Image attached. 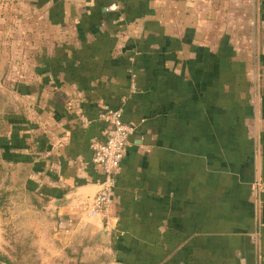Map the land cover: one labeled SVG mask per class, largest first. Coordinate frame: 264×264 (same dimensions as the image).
I'll return each mask as SVG.
<instances>
[{"label": "crops", "instance_id": "0c3cea01", "mask_svg": "<svg viewBox=\"0 0 264 264\" xmlns=\"http://www.w3.org/2000/svg\"><path fill=\"white\" fill-rule=\"evenodd\" d=\"M33 1L25 55L0 41V249L16 233L78 264H264V0ZM104 106L134 131L88 216Z\"/></svg>", "mask_w": 264, "mask_h": 264}, {"label": "rangeland", "instance_id": "374dc122", "mask_svg": "<svg viewBox=\"0 0 264 264\" xmlns=\"http://www.w3.org/2000/svg\"><path fill=\"white\" fill-rule=\"evenodd\" d=\"M31 1L0 0V41L1 39H5V42H12L15 40V43L18 44V50L21 51L20 56H24L25 52L28 51L30 39L31 41H33V39H37L31 34L30 29L38 27L41 24V19L34 17V7L32 6L34 1ZM42 4L44 7V1L39 2L38 5ZM1 45L2 44H0V47H3ZM13 49L14 48L11 46V52L10 50L8 51L10 56L12 51H15ZM6 52L7 51H5L4 48H0V59L5 56ZM2 63L3 59L0 61V77L3 73ZM1 84L2 82H0V88ZM1 100L2 99L0 96V102ZM10 235V240L13 241L14 238L20 241L17 244V248H13L14 246H12L9 249H5L2 246V249H0V254L5 255L9 261L15 264H78V262L76 263L75 259L67 257L66 255L63 256L59 251L58 253H55L52 258L41 257L39 254L40 252L34 250V246L29 241L27 235L23 237L16 233L9 234V236ZM41 254L44 253L42 252ZM4 260L7 262L6 259ZM84 260L87 261V257H85ZM85 263L86 262H84V264Z\"/></svg>", "mask_w": 264, "mask_h": 264}, {"label": "built area", "instance_id": "2783aa9c", "mask_svg": "<svg viewBox=\"0 0 264 264\" xmlns=\"http://www.w3.org/2000/svg\"><path fill=\"white\" fill-rule=\"evenodd\" d=\"M77 115L82 125L86 126L87 117L82 112ZM99 118L106 127L104 139L92 144V162L101 171L103 178L97 192L90 200L87 208L88 216L105 214L110 209L114 201L116 173L124 158L128 138L134 131V126L123 120L121 108L111 109L104 106L99 113ZM254 189L259 194L264 193V180L255 181Z\"/></svg>", "mask_w": 264, "mask_h": 264}, {"label": "water", "instance_id": "95a60500", "mask_svg": "<svg viewBox=\"0 0 264 264\" xmlns=\"http://www.w3.org/2000/svg\"><path fill=\"white\" fill-rule=\"evenodd\" d=\"M107 235V228L103 227L100 229V231L97 234V238L101 241H104L106 239ZM0 264H8L1 256H0Z\"/></svg>", "mask_w": 264, "mask_h": 264}, {"label": "trees", "instance_id": "16d2710c", "mask_svg": "<svg viewBox=\"0 0 264 264\" xmlns=\"http://www.w3.org/2000/svg\"><path fill=\"white\" fill-rule=\"evenodd\" d=\"M62 57H66V56L63 55ZM2 257H3L4 259H6L7 262H8L9 264H15V263L9 261L8 258H7L5 255H2Z\"/></svg>", "mask_w": 264, "mask_h": 264}]
</instances>
